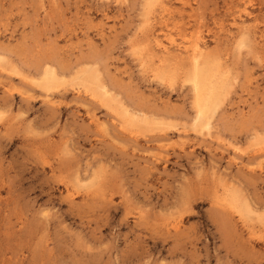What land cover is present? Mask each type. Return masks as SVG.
Segmentation results:
<instances>
[{"label": "rangeland", "instance_id": "1", "mask_svg": "<svg viewBox=\"0 0 264 264\" xmlns=\"http://www.w3.org/2000/svg\"><path fill=\"white\" fill-rule=\"evenodd\" d=\"M0 264H264V0H0Z\"/></svg>", "mask_w": 264, "mask_h": 264}, {"label": "bare ground", "instance_id": "2", "mask_svg": "<svg viewBox=\"0 0 264 264\" xmlns=\"http://www.w3.org/2000/svg\"><path fill=\"white\" fill-rule=\"evenodd\" d=\"M194 45V57L197 58L198 54H199V45L196 43H193ZM189 45V44H188ZM179 47V46H178ZM192 59V58H191ZM202 59V58H201ZM193 63V62H192ZM210 68V67H209ZM204 74L200 75V72L197 71L195 73V75L193 76V80L195 82V86L197 89H199L204 83H205V78L202 76ZM215 75V74H214ZM199 109H200V115L203 116L206 113V106L205 104H200L199 105ZM207 116V115H206ZM132 118V117H131ZM208 126V125H207Z\"/></svg>", "mask_w": 264, "mask_h": 264}]
</instances>
